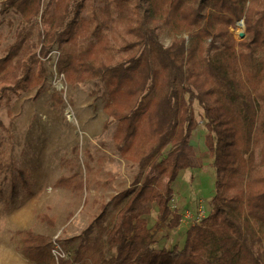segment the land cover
I'll return each instance as SVG.
<instances>
[{
    "label": "trees",
    "instance_id": "trees-1",
    "mask_svg": "<svg viewBox=\"0 0 264 264\" xmlns=\"http://www.w3.org/2000/svg\"><path fill=\"white\" fill-rule=\"evenodd\" d=\"M1 15L8 32L0 30V109L30 89L42 93L45 60L57 50L68 85L92 82L102 92L115 148L139 169L111 204H99L59 264H264V0H2ZM241 20L245 37L237 40L231 29ZM163 29L170 46L160 40ZM195 102L215 172L211 210L182 248L158 251L164 226L181 225L174 185L196 167ZM13 169L0 164L5 176ZM57 184L86 189L74 175ZM153 207L155 230L146 218ZM38 218L54 225L46 214ZM20 235L31 261L49 257L48 236Z\"/></svg>",
    "mask_w": 264,
    "mask_h": 264
},
{
    "label": "rangeland",
    "instance_id": "rangeland-1",
    "mask_svg": "<svg viewBox=\"0 0 264 264\" xmlns=\"http://www.w3.org/2000/svg\"><path fill=\"white\" fill-rule=\"evenodd\" d=\"M1 8L2 0L0 30L7 33ZM7 17L18 22L13 14ZM243 22L231 29L237 40L246 30ZM160 40L170 46L168 30L160 31ZM58 55L54 50L45 60L49 75L41 94L37 88L30 89L15 99L12 108L0 109V164L12 162L14 167L11 175L0 173V264H58L53 258L54 241L70 255L79 243L71 239L98 216L99 204H111L139 172L115 148L116 123L108 122L102 92L95 94L92 82L68 85L57 72ZM194 110L198 128L191 142L197 154L196 167L182 171L174 185L171 206L181 215V225L176 230L164 226L155 238L158 251L182 248L189 228L211 210L215 172L206 147L204 110L198 102ZM73 175L86 186L82 192L58 186L61 177ZM40 214L53 218L54 225L41 222ZM187 214L191 217L186 218ZM157 217L153 207L146 218L154 230ZM29 229L50 238V255L44 262H33L22 252L20 233ZM111 255L108 251L107 256Z\"/></svg>",
    "mask_w": 264,
    "mask_h": 264
},
{
    "label": "built area",
    "instance_id": "built-area-1",
    "mask_svg": "<svg viewBox=\"0 0 264 264\" xmlns=\"http://www.w3.org/2000/svg\"><path fill=\"white\" fill-rule=\"evenodd\" d=\"M185 217L186 218H190L191 216H190V214H187ZM201 220L198 221V223H200ZM53 244H54V248L52 250L53 251V258L56 261V263L59 264V260L60 259H67V258H69V255L66 254V252L64 251V249L61 247L60 244H58L56 241H54Z\"/></svg>",
    "mask_w": 264,
    "mask_h": 264
},
{
    "label": "water",
    "instance_id": "water-1",
    "mask_svg": "<svg viewBox=\"0 0 264 264\" xmlns=\"http://www.w3.org/2000/svg\"><path fill=\"white\" fill-rule=\"evenodd\" d=\"M243 23H244V22H243ZM244 37H245V32H240V33H239V40L244 39Z\"/></svg>",
    "mask_w": 264,
    "mask_h": 264
}]
</instances>
